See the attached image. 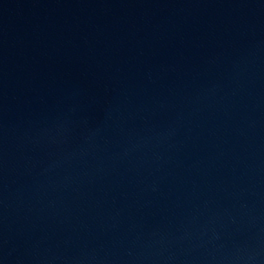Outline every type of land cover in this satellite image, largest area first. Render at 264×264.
Returning a JSON list of instances; mask_svg holds the SVG:
<instances>
[{"label": "water", "instance_id": "obj_1", "mask_svg": "<svg viewBox=\"0 0 264 264\" xmlns=\"http://www.w3.org/2000/svg\"><path fill=\"white\" fill-rule=\"evenodd\" d=\"M0 264H264V0H0Z\"/></svg>", "mask_w": 264, "mask_h": 264}]
</instances>
